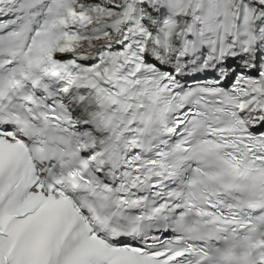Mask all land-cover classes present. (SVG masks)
<instances>
[{
	"label": "snow or ice",
	"instance_id": "1",
	"mask_svg": "<svg viewBox=\"0 0 264 264\" xmlns=\"http://www.w3.org/2000/svg\"><path fill=\"white\" fill-rule=\"evenodd\" d=\"M0 264H264V0H0Z\"/></svg>",
	"mask_w": 264,
	"mask_h": 264
}]
</instances>
